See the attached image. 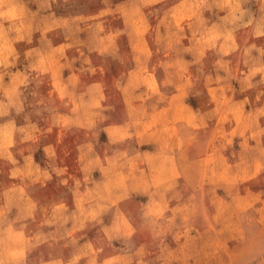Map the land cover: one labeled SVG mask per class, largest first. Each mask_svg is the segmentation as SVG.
Returning <instances> with one entry per match:
<instances>
[{
  "label": "rangeland",
  "instance_id": "obj_1",
  "mask_svg": "<svg viewBox=\"0 0 264 264\" xmlns=\"http://www.w3.org/2000/svg\"><path fill=\"white\" fill-rule=\"evenodd\" d=\"M0 264H264V0H0Z\"/></svg>",
  "mask_w": 264,
  "mask_h": 264
}]
</instances>
